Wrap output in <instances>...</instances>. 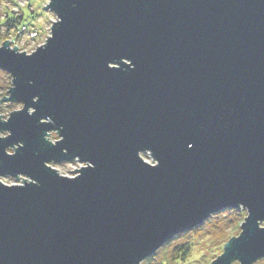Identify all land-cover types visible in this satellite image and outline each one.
Returning <instances> with one entry per match:
<instances>
[{
	"label": "water",
	"instance_id": "1",
	"mask_svg": "<svg viewBox=\"0 0 264 264\" xmlns=\"http://www.w3.org/2000/svg\"><path fill=\"white\" fill-rule=\"evenodd\" d=\"M44 8L63 17L49 43L32 57L10 51V41L0 48V69L16 77L0 101L27 102L0 123L13 133L0 139V177L28 178L0 184V264H138L240 202L252 213L245 232L209 264L263 259L264 0ZM61 125L65 140L53 146L45 131ZM21 140L9 156L5 148ZM144 149L159 166L138 157ZM76 156L95 167L74 169L75 179L44 163Z\"/></svg>",
	"mask_w": 264,
	"mask_h": 264
},
{
	"label": "clouds",
	"instance_id": "2",
	"mask_svg": "<svg viewBox=\"0 0 264 264\" xmlns=\"http://www.w3.org/2000/svg\"><path fill=\"white\" fill-rule=\"evenodd\" d=\"M17 2H19V0H17ZM50 0H23V6L25 8V11H27V5L29 3H33L37 6V11H40L43 13L42 17L39 20L33 21V23L39 24L41 27L44 28L45 30V40L47 41V43H49L50 40H48L47 38H54L53 35V25H57L59 23L63 22V17L60 15V13L57 10H47L44 11V7H46L49 4ZM11 5L9 3L6 2V0H0V11L2 12H6L9 11ZM30 14V13H29ZM6 19L5 16L0 15V23H2L4 20ZM32 35H35V32L32 33ZM30 39V36L28 34H25L23 36L22 39H18L17 38V33L15 29H12L11 33L9 34L8 32H6L4 29H0V48L3 47L5 41H10L9 44V50L10 51H15V53L17 55L20 54H26V56L28 57H32L33 53L36 52V49L39 45H37L35 42L29 44L26 43L28 40ZM45 41H41V43H44ZM123 61V64L125 65H129L131 66L133 69L136 67V65L134 64L133 60L127 56L121 57L120 58ZM109 63V67L110 68H114V69H119L121 68V64L118 63L115 60H111L108 62ZM118 65V67H113V65ZM16 77L14 75H12L11 73L0 69V86H7V87H16V84L13 85V80H15ZM29 84H34L35 81L33 80H29L28 81ZM7 94V89L6 87H0V99H3V95ZM33 102H38L40 100V97L37 96H33ZM19 101H23V103H19ZM27 102L24 100H14L12 99V103L9 106L8 103H4V104H0V123H7L10 121L13 113L16 112H20L21 109H23V105L26 104ZM37 112V108L35 106H28L27 107V113L28 115H33ZM45 120L47 122H45ZM41 123L43 124H52L54 123L53 119L51 116H43L41 117L40 120ZM63 128V125H61L59 128H49L45 131L44 134V139L49 142L50 144H52L53 146H55L58 142L64 141L65 140V136L62 135L61 130ZM51 129H58L60 134H61V138L57 139H53L50 137L49 133ZM12 130L11 129H7V128H0V139H4V138H8L12 135ZM24 146V141L21 140L18 143H14L11 144L9 146H7L5 148V152L11 156V155H15L17 153V150L21 147ZM189 148L194 147L193 143H189L188 144ZM65 152L68 151L67 148L64 149ZM145 152H149L153 159L156 161V163L154 164H150L147 163V165H150L152 167H157L160 165L161 161L155 156L154 152L152 151V149H144V150H140L137 155L138 157L145 162V160L143 159L142 154ZM74 160H82L80 158V156H76ZM49 160H46L44 163L47 167H49L50 169H53V167H50L48 164ZM55 161V160H53ZM86 162L85 165L81 166V170L88 168V167H95V164L92 161L89 160H83ZM21 174H25L23 172L19 173V177L21 176ZM58 174L61 177H66V178H71V179H75L74 177H68L66 174L58 172ZM3 175V174H0ZM27 175V174H26ZM79 176L81 175V172L78 174ZM7 176H12V175H7ZM29 176V175H27ZM15 177V176H14ZM32 177V176H30ZM28 182H31L33 184H38L39 181L34 179L32 177V179L30 180H26ZM0 184L5 185V186H12L13 184H10L9 181L7 179L4 180H0ZM25 184V182L23 184H21V186H23ZM228 209H234L236 210L237 214H238V219L240 221V224H242V226L245 225L246 221L250 218L251 216V208L246 205L244 202H240L238 207H230ZM258 227L262 230H264V218H258L256 221ZM240 225H237V227H239ZM192 227L188 228L191 229ZM187 229V230H188ZM184 232V231H183ZM245 232V228L243 227V231L242 233L238 234L235 236V238H240L242 236V234ZM182 232L176 233L171 239L174 240V243H180V240H176L175 238L177 236H180ZM232 236V231H229L225 234V238L227 237H231ZM232 240V239H231ZM170 251V250H169ZM183 254L182 250H181V255ZM202 255L201 252L198 251L197 247H193L191 252L188 253L187 257L185 259H181L180 255H177L176 259L174 261H172V256L169 255L167 259L164 260V264H169V262L171 261L172 264H204V262L199 261V256ZM138 264H149L148 261V257L142 258L138 261ZM231 264H243V261L240 258H235L231 261Z\"/></svg>",
	"mask_w": 264,
	"mask_h": 264
},
{
	"label": "rangeland",
	"instance_id": "3",
	"mask_svg": "<svg viewBox=\"0 0 264 264\" xmlns=\"http://www.w3.org/2000/svg\"><path fill=\"white\" fill-rule=\"evenodd\" d=\"M6 2L9 3L11 7L9 11H6V12L0 11V15H3L6 17L8 14L9 17H13L14 15L20 17L23 14L24 18L22 22L32 23L40 31V36L37 38V40L30 41L27 43L31 44L35 42L39 46L45 44L46 40H45L44 28L41 27L39 24L33 23V21L39 20L43 15L42 12L37 11V6L33 3H29L27 5L28 10L25 11V8L23 6V0H19V2H17V0H6ZM47 10L49 9L44 8V11H47ZM3 24H4V21L0 23V25H3ZM0 29H4L6 32H9L7 27L4 25L0 26ZM41 41H45V42L41 43ZM0 87H6L7 94H8L9 87L7 86H0ZM6 95H3V97ZM0 102H1L0 104H4V102L2 101ZM5 103H8L9 106L11 105V102H5ZM50 137L53 139H57V140L60 138L59 133L56 131L51 132ZM142 156L149 163L156 162L149 152L143 153ZM49 164L54 169L59 170V172L66 174L68 177H74L78 173V171L74 169L76 168L80 169L81 166L85 165L86 163H81L78 160H72V161H64V162H51ZM21 177L22 178L18 179V178H14L11 176H3V177H0V180L7 179L10 184H23L24 183L22 181L23 178L26 179L27 177L25 176H21ZM223 223H229L228 232L232 231L231 237L225 238V236H223L219 238L218 235H216V232L222 228L221 226L223 225ZM237 225H240V226L237 227ZM241 225L242 224H240L236 210L225 209L223 211H220L212 215L204 223L199 225L202 227V229L199 230L197 233L194 234V232L192 231L194 229H192V230L181 233L183 235L177 236L175 239L180 240L181 241L180 243H174L173 239L168 241L155 254H153L152 256L148 258L149 264H164V260L167 259L169 255L172 256V261H174L178 253H181V250H184V248L187 246L188 242H191L192 244L189 252H191L193 247H197L198 251L202 253V255L199 256V261L204 262V264H209L211 261L216 259L218 256H220L224 252L225 244L233 236H236L241 233L242 231ZM174 250H177V252L175 253ZM187 255L185 256V258L187 257ZM169 264H172V262L170 261ZM253 264H264V258L258 260L257 262Z\"/></svg>",
	"mask_w": 264,
	"mask_h": 264
},
{
	"label": "trees",
	"instance_id": "4",
	"mask_svg": "<svg viewBox=\"0 0 264 264\" xmlns=\"http://www.w3.org/2000/svg\"><path fill=\"white\" fill-rule=\"evenodd\" d=\"M23 18H24V15L23 14L20 17L19 16H16V15H14L13 17H9V15L7 14L6 19L4 20V24L3 25L6 26L7 29L9 30V29L17 26L18 24H22L23 23L22 22ZM3 25H0V26H3ZM234 221H235V219H234ZM228 224L229 223H223V225L221 226L222 228L216 232V235H218L219 238L225 236V234L228 232ZM201 229H202V227L201 226H198V227L194 228V230H192V231L195 234V233H197ZM181 235H183V234H181ZM191 245H192L191 242H188L187 243V246L184 248V250H182L183 254L181 255V253H178V255H180V258L181 259H184L185 258V256L187 255V253L191 249ZM174 252L176 253L177 250H174Z\"/></svg>",
	"mask_w": 264,
	"mask_h": 264
},
{
	"label": "built area",
	"instance_id": "5",
	"mask_svg": "<svg viewBox=\"0 0 264 264\" xmlns=\"http://www.w3.org/2000/svg\"><path fill=\"white\" fill-rule=\"evenodd\" d=\"M12 29L16 30L18 39H22L25 34H28L30 36V39L27 42L35 41L40 36V31L32 23L18 24L17 26L9 29V34L11 33ZM33 32H35V35H32Z\"/></svg>",
	"mask_w": 264,
	"mask_h": 264
}]
</instances>
